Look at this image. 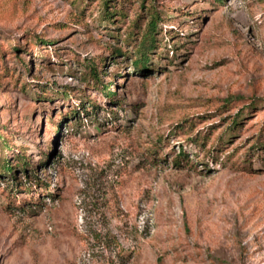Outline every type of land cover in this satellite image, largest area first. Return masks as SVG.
Segmentation results:
<instances>
[{
    "label": "rangeland",
    "instance_id": "374dc122",
    "mask_svg": "<svg viewBox=\"0 0 264 264\" xmlns=\"http://www.w3.org/2000/svg\"><path fill=\"white\" fill-rule=\"evenodd\" d=\"M115 1L0 0V264H264V0Z\"/></svg>",
    "mask_w": 264,
    "mask_h": 264
},
{
    "label": "trees",
    "instance_id": "16d2710c",
    "mask_svg": "<svg viewBox=\"0 0 264 264\" xmlns=\"http://www.w3.org/2000/svg\"><path fill=\"white\" fill-rule=\"evenodd\" d=\"M102 1V8H103V12L101 14V21L102 22H109V23H113L114 22V18L117 17L118 19L121 18V16H123V12L121 11V7L120 10L117 11L116 8L114 7V3L116 2L115 0H101ZM144 0H141V2H143ZM217 2H221L222 0H215ZM149 3H151V0L149 1ZM149 11H148V16H149V20L146 24V28L144 33L142 34V38L140 39V46L137 47L138 49V57L135 59L134 63L138 64L139 66H145L147 63V60H149V55H151V52L153 50V48H156L155 46L158 45V43L162 40L161 38H159V35H161V30L159 29L158 25L167 21L168 19H171V17H161L160 14L161 12L153 7L152 5H150L148 7ZM141 18V16H138V18L134 21H137ZM136 26V24H135ZM167 34L169 35H173L175 34L174 30L172 28H170L168 31H166ZM179 36V35H178ZM14 50H17L19 48L14 47ZM117 52L116 53H120V49L116 48ZM141 63V64H140ZM90 70V74H92L93 76H95L97 74V69L93 66L89 68ZM104 88V87H103ZM106 95L108 97H111V92L107 91ZM238 116L235 117V119L233 120V122L235 120H237ZM232 122V123H233ZM7 148H9L8 145H6ZM12 160L13 158L11 156H4L3 158H0V176H9L12 177L16 180V177L12 174H15L16 172V168L15 166L12 165ZM16 163L18 168H22V171H26L27 169H29V164L26 163L25 161V155H21L18 156L16 159ZM33 175L36 176V174Z\"/></svg>",
    "mask_w": 264,
    "mask_h": 264
}]
</instances>
